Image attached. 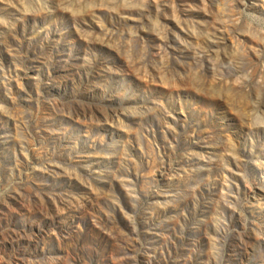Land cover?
<instances>
[{"label": "rangeland", "instance_id": "1", "mask_svg": "<svg viewBox=\"0 0 264 264\" xmlns=\"http://www.w3.org/2000/svg\"><path fill=\"white\" fill-rule=\"evenodd\" d=\"M0 264H264V0H0Z\"/></svg>", "mask_w": 264, "mask_h": 264}]
</instances>
